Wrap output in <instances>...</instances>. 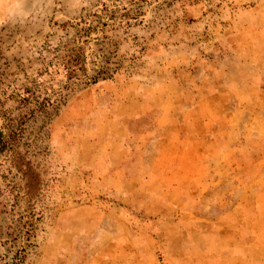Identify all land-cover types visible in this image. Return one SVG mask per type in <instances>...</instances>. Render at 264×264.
Here are the masks:
<instances>
[{
	"label": "rangeland",
	"instance_id": "obj_1",
	"mask_svg": "<svg viewBox=\"0 0 264 264\" xmlns=\"http://www.w3.org/2000/svg\"><path fill=\"white\" fill-rule=\"evenodd\" d=\"M0 264H264V0H0Z\"/></svg>",
	"mask_w": 264,
	"mask_h": 264
},
{
	"label": "trees",
	"instance_id": "obj_2",
	"mask_svg": "<svg viewBox=\"0 0 264 264\" xmlns=\"http://www.w3.org/2000/svg\"><path fill=\"white\" fill-rule=\"evenodd\" d=\"M67 57H68V60H67V62H69L72 66H66V74H67V77L68 78H71V77H73L72 75H73V73H74V71L75 70H80V69H82V70H84V68H82L83 67V65H81V66H77V67H75V65H80V64H83V61H82V59H79V62H78V55L77 54H68L67 55Z\"/></svg>",
	"mask_w": 264,
	"mask_h": 264
}]
</instances>
